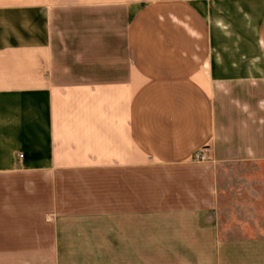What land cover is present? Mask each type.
Wrapping results in <instances>:
<instances>
[{
    "label": "crops",
    "instance_id": "0c3cea01",
    "mask_svg": "<svg viewBox=\"0 0 264 264\" xmlns=\"http://www.w3.org/2000/svg\"><path fill=\"white\" fill-rule=\"evenodd\" d=\"M0 264H264V0H0Z\"/></svg>",
    "mask_w": 264,
    "mask_h": 264
},
{
    "label": "built area",
    "instance_id": "2783aa9c",
    "mask_svg": "<svg viewBox=\"0 0 264 264\" xmlns=\"http://www.w3.org/2000/svg\"><path fill=\"white\" fill-rule=\"evenodd\" d=\"M23 157V156H21ZM209 154H208V150L204 149L202 150L200 153H198L195 157V161L199 162V163H205L208 162L209 160Z\"/></svg>",
    "mask_w": 264,
    "mask_h": 264
},
{
    "label": "rangeland",
    "instance_id": "374dc122",
    "mask_svg": "<svg viewBox=\"0 0 264 264\" xmlns=\"http://www.w3.org/2000/svg\"><path fill=\"white\" fill-rule=\"evenodd\" d=\"M239 170V169H238Z\"/></svg>",
    "mask_w": 264,
    "mask_h": 264
}]
</instances>
